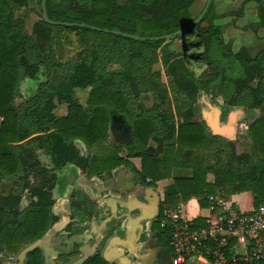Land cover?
<instances>
[{
    "label": "trees",
    "instance_id": "1",
    "mask_svg": "<svg viewBox=\"0 0 264 264\" xmlns=\"http://www.w3.org/2000/svg\"><path fill=\"white\" fill-rule=\"evenodd\" d=\"M28 1L0 0V190L2 178L13 183L6 194H0V254L16 256L26 245L42 240L50 225L58 220L52 212L56 206L52 195L55 177L33 161L35 154L26 147L33 143L51 155L56 168L74 164L88 177L111 172L122 165L131 167L145 181L149 179L151 187L165 188L164 201L171 209L192 199H199L200 206L205 207L207 197L217 192L224 195L251 192L256 207L264 201V48L254 57L234 54L241 73L224 75L219 81L230 86L231 93L225 96L227 106L259 111L258 118L248 125L251 140L248 153L238 155L232 144H224L222 138L208 134L203 123L192 121V111L175 123L173 114L143 113L141 109L131 126L133 138L128 143V154L121 158L120 147L107 145L109 125L114 117L126 120L130 112L125 96L126 80L132 87L145 91L155 87V83L136 81L145 75H139L135 63L137 58L145 59L146 48H160L165 40L135 41L89 28L51 26L42 19L33 26L32 36L22 37L13 26L9 10L23 8ZM196 1L47 0L46 5L48 17L53 21L156 37L175 33L196 20L204 9L192 16L190 7ZM253 1L264 15V0ZM39 7L41 10V0ZM213 11L212 1L203 19L188 26L184 34L178 36L184 46L189 47L191 60L186 56L185 48L165 59L169 74L179 78L178 88L194 102L199 90L206 88L193 79L192 66L202 63L204 57L209 58L214 40L222 43L220 28L210 23ZM23 25L24 18L21 27ZM53 30L76 33L86 50L74 60L59 82L43 86L48 93L39 105L40 111L32 112L26 107L19 113L13 106L19 79L28 76L27 71L37 67L35 63H48L51 74L63 69L54 49L60 40L54 38ZM194 33L197 36L189 39ZM29 46H32L30 50ZM192 46L194 50H190ZM28 53L33 55L35 63L29 61ZM43 55L48 59H43ZM111 62L120 63L123 71L105 73L104 67ZM87 88L90 91L86 109L78 103L75 89ZM55 98L69 104L66 116L57 118L52 113ZM156 116L162 117L161 129L155 125ZM152 139L163 143L161 151L152 153L148 147ZM81 147L91 151L92 156H82ZM174 169L191 170L192 176L175 177ZM38 177L42 181H38ZM25 193L30 201L28 208L22 211ZM160 217L165 226L159 237L170 246V220L163 217L162 209ZM193 226L204 227L205 221L197 218ZM26 259V264H44L37 248L29 252ZM83 264L106 262L100 257H92Z\"/></svg>",
    "mask_w": 264,
    "mask_h": 264
},
{
    "label": "rangeland",
    "instance_id": "2",
    "mask_svg": "<svg viewBox=\"0 0 264 264\" xmlns=\"http://www.w3.org/2000/svg\"><path fill=\"white\" fill-rule=\"evenodd\" d=\"M117 1L123 3L125 0ZM39 2L40 0H29L27 6L23 8L21 7L20 9L14 8L9 10L13 26L22 37L32 36L33 26L41 19ZM213 3L214 11L210 23L213 26L220 28L219 37L222 40V43L214 40L209 58L204 57L205 60L202 63L196 62L197 64H193L192 66L195 71L193 79L202 86L204 85L206 90L201 87L202 89L199 90L196 101L194 102L188 94H184L178 88L177 81L179 78L177 76H172L167 71L165 59L171 54H177L184 51V48L186 56L191 60V57L189 58L191 53V51L189 52V47H185L179 37L166 40L160 48H146L144 51L145 59L137 58L138 61L135 63V65L139 67V75L145 76L136 81L138 83L143 81L145 83H155V87L151 90L145 91L142 88L132 87L128 80H126L127 86L125 89V96L130 112L127 113L126 120L122 117H117L112 119L109 125L107 144L120 147V153H122L123 156H126L125 148L128 147L130 139H118L116 128H118L119 124H122L123 127H127L126 130L130 129L131 131L132 123L141 112V109L143 113L155 111L159 114L161 112L168 115L173 114L175 123H178V120L181 119V117L183 118L185 115L187 116V113L192 111L194 112L192 121L203 123L205 125V131L210 135H212L211 131L203 121V109L199 103L208 105V111L211 112L213 104L220 106L222 110V113H219L221 115L220 118L225 123L231 118V112L233 111L229 112V110H227L229 106L225 103V96L230 95L231 93L230 86L227 83L224 84L220 82L224 75L236 76L241 73L239 63L234 57V54L242 53L249 57H254L264 48V15L260 10V6L253 0H213ZM204 4L205 0H197L190 7L191 15H197L204 8ZM23 18L24 25L21 27V20ZM53 35L55 39L60 40L59 45H56L55 43L54 49L56 55L61 60L63 69L51 74L47 69L48 63L45 61L43 63H35L33 55H31V53L27 54L29 61L34 62V65L37 67L35 66L36 68H33L32 70L33 78H21L18 82L17 93L13 100V105L16 110H20L22 113L26 107H29L30 109L34 102L36 103V106L43 103V100H45L48 93L43 86L59 82L62 77L67 74V69L72 66L74 60L78 59L80 54L86 50L80 45V40L76 33L58 32L57 30H53ZM195 36H197L196 33L190 35L189 39H192ZM31 47L32 46H29L28 49L30 50ZM190 50H194V47L192 46ZM43 59H48V56L46 57L43 55ZM122 71L123 67L117 62H111L104 67L105 73H120ZM40 85L42 86L37 94ZM89 91L90 88L75 90V96L86 109ZM162 95H164V97H162ZM55 103H57V99L55 100ZM65 108L66 103H63L61 109L64 110ZM34 110H37V107H35ZM62 113L65 115V111H56L55 115L57 118H61L64 117L60 116ZM246 117L247 116L239 122V126H237V135L236 137H233L234 139L229 140L225 137L215 136L222 138L225 141L224 144H232L236 153H245L249 151L248 148L251 145V140L246 136L247 126L250 122ZM161 119V116H156L155 120V125L160 129L162 128ZM148 147L151 148L152 151H161L164 146L161 141L152 139ZM226 151L229 150L226 149ZM38 155H40V158L44 159L42 160V163L50 158V156L44 152H39ZM38 179L41 180L40 177H38ZM209 179H212V176H209ZM166 183L169 184V181ZM12 184L13 183L10 180L2 178L0 194H6V192L12 187ZM157 189L159 190L161 199H163L165 188L158 187ZM29 201L30 198L25 193L21 203L22 211L28 208ZM249 202L250 201L245 198V202L243 201L242 203L244 205L241 206V209L248 206ZM15 257L16 256L11 255L7 256L2 252L0 254V264H13L17 261L15 260Z\"/></svg>",
    "mask_w": 264,
    "mask_h": 264
},
{
    "label": "flooded vegetation",
    "instance_id": "3",
    "mask_svg": "<svg viewBox=\"0 0 264 264\" xmlns=\"http://www.w3.org/2000/svg\"><path fill=\"white\" fill-rule=\"evenodd\" d=\"M32 70L33 68L29 69L27 71L29 75L24 76L22 78L25 77L29 79L33 78ZM41 86L42 85H40V87L38 88L37 94L39 93ZM44 89L47 90V88ZM55 100L56 98L54 99V103ZM63 103L65 104L66 102H59L57 99V103H55V108L52 110V113L54 115L56 111L59 112L65 111V115L63 113H62L63 115L62 114L61 115L62 116L67 115L69 104L66 103V108L62 110L61 106H63ZM78 103L81 105L79 101ZM35 107H37V110H34ZM30 110L32 112L40 111V106L39 105L36 106V103L34 102L33 105L30 107ZM16 111L22 113L20 110H16ZM126 129H127L126 126L125 127L122 126L121 130L116 128L118 139L127 138L125 134V132L127 131ZM131 133H132L131 139L129 140V142L133 138L132 128H131ZM29 145L30 147L33 148H39L38 150H42L40 151L41 153L44 152L51 157V155L44 148L38 147L37 144L33 143ZM107 145L111 148L115 147V146H110L109 144ZM125 150L127 156L128 154L127 147L125 148ZM31 151L34 152L35 154L33 161L34 162L37 161L41 169H45L49 171V175L55 177V183H54L55 186L54 189L52 190V195L57 186L59 172L64 171L68 166H73L75 168L76 173L79 176L88 179L97 177L99 180L103 182V185L96 184L93 190L91 189L90 192L89 191L86 192L87 195H89V198L93 200L94 202L93 205L86 206L84 203H86L87 199H84L82 202L78 201L76 199V193H75L76 189L75 190L73 189V191L70 193L69 206H66L64 208L60 207V205L62 204L61 201L55 200L53 198L54 201L56 202V206L52 210V212L58 217V220L50 225L48 232L51 229H55V230H52L54 231V233H51L50 238L48 237L44 248L41 247L37 248L42 253L44 264H45V257H44L45 254L47 260L49 261V264H73L79 259H82L84 256H88V259L92 257H100L106 262V264H111L102 256L100 251H94V250L95 248L97 250V248L103 245V243L105 242V240L109 235V231L112 232L113 234H118L119 232H121L125 224H129L131 228H135L139 232L142 231L143 215L142 213H140L141 212L140 208L142 207L141 201H146V205L151 213L150 217L154 218L153 223L151 225L152 229L154 230L156 229V224L159 221V217L162 209V201L159 191L157 190V188L151 187L149 185L150 182L149 179L145 181L144 178L141 175H138L131 167H127L125 165L120 166L130 170L133 174V178L130 180V183L124 187H121L122 188L121 191L116 189L115 186L107 184V179L110 178L109 174L114 172V170L111 172L109 171L101 172L100 174H95L88 177L81 174L79 168L74 164H67L62 168H56L53 160L49 162V164L47 165L43 164L38 154L33 150ZM154 152L155 151H152V153ZM80 154L85 157L92 156L91 151H89L87 148H82V147L80 149ZM119 156L121 158H126V156H123L122 153H119ZM31 180H34V177H31ZM38 181H42V180L38 179ZM136 186H138L137 190L134 189ZM111 192L117 193L118 196L117 198H115L116 200L115 199L113 201L109 200L111 196L110 195ZM130 193H132V196L131 199H128L129 197L128 195ZM116 202L118 203L117 205H115ZM122 205L127 208L121 209ZM127 209L134 211L135 214L130 215L129 213L126 212ZM81 212L83 213L85 212L87 216L81 215ZM82 216H83L82 219L85 218L86 220H88V223L90 224L89 231L87 233L73 231V226L76 225L81 220ZM48 232L46 233V235L48 234ZM91 242H94L93 243L94 247L93 246L89 247V245H91L90 244ZM158 243L162 245V247L161 249L158 250L155 256L150 258L152 261L149 264H171L172 252L170 246L168 247L159 240ZM154 247L155 246H153L150 249H153ZM153 258L158 259L160 263L157 262V260L153 262L154 260ZM13 264H21V263L19 261H15Z\"/></svg>",
    "mask_w": 264,
    "mask_h": 264
},
{
    "label": "crops",
    "instance_id": "4",
    "mask_svg": "<svg viewBox=\"0 0 264 264\" xmlns=\"http://www.w3.org/2000/svg\"><path fill=\"white\" fill-rule=\"evenodd\" d=\"M235 108L242 114L240 121H242L243 118L247 116L246 118L249 119L250 121L249 124H250L259 116V111L257 110H248L244 107H239V106H236ZM0 122H1V119H0ZM246 132H247L246 136L249 138L248 126H247ZM26 147L27 149L35 151L37 154H39V152L42 151V150H38L39 148L30 147V145H27ZM248 149L250 151V147ZM249 151L245 153H248ZM236 154L240 155L243 153H236ZM38 156L40 158V155ZM49 159L51 160H45L43 164H46V165L49 164V162L52 161V158L50 157ZM40 160L42 162V160L44 159L40 158ZM109 175H110V178L107 179V184L115 186V188L118 190H121L122 189L121 187L128 185L130 183V180L133 178L132 172L124 167H120L114 170V172H112ZM173 175L175 177H191L192 171L187 170V169L186 170L174 169ZM96 184L103 185V182L99 180L97 177L88 179V178L79 176L76 173L75 168L73 166H68L64 171L59 172L58 174L57 186L53 192V198L55 200L61 201L62 204L60 205V207L64 208L66 206H69L70 193L73 191V189L74 190L76 189L75 193H76V199L78 201L82 202L84 199H87L86 203L84 204L86 206L93 205L94 203L93 200L89 198V195H87L86 192L87 191L90 192L91 189L93 190ZM69 188L71 191L69 190ZM134 189L137 190L138 186H136ZM216 194H222V197L224 199V203L226 206H232L233 208L239 209L241 211H249L256 207L254 204V196L251 192H242V193H237L234 195H224L221 192H217ZM110 195L111 196L109 200H112V201L118 196L117 193H114V192H111ZM128 196H129L128 199H131L132 193H130ZM245 198H247V200H249L250 202L248 203V206H246L244 209H241V206L244 205L242 203L243 201L245 202ZM117 204L118 203L116 202L115 205ZM141 204H142V207L140 208L141 210L140 213H142L143 215L142 216V222H143L142 231L139 232L137 231V229L131 228L129 224H125L121 232H119L118 234H113L112 232L109 231V235L107 239L105 240V242L103 243V245L97 248V250L95 248L94 251H100L102 256L109 263L111 264H149L152 261L150 258L155 256L158 250L161 249L162 245L158 243V240L162 242L161 238L159 237V233L162 227L165 226L164 225L165 222L161 217H159V221L156 224V229L155 230L152 229L151 225L153 223L154 218L150 217L151 213H150L149 208L146 205V201H141ZM122 208H127V207L122 205L121 209ZM178 209L182 211L183 217L189 221H193L197 218L205 219L210 216L208 200H207V206L205 207L200 206L199 199H192L186 204H181L178 207ZM126 212L129 213L130 215L135 214L134 211L128 210V209ZM81 215L87 216L85 212L84 213L81 212ZM83 216L81 217V220L76 225L73 226V231L83 232V233H87L89 231L90 224L88 223V220H86L85 218L82 219ZM52 230H55V229H51L48 232V234L45 236L46 240L48 239V237L49 238L51 237V233H54V231ZM46 240L44 242V246H45ZM93 243L94 242H91L90 243L91 245H89V247L90 246L94 247ZM31 244L32 243L26 245L24 248L30 246ZM153 246L155 247L153 249H150ZM167 246L169 247V245ZM18 254L16 255V257L18 256ZM156 260L158 259H154L153 262H155ZM25 261H24V264H25Z\"/></svg>",
    "mask_w": 264,
    "mask_h": 264
},
{
    "label": "built area",
    "instance_id": "5",
    "mask_svg": "<svg viewBox=\"0 0 264 264\" xmlns=\"http://www.w3.org/2000/svg\"><path fill=\"white\" fill-rule=\"evenodd\" d=\"M207 200L210 216L203 219L204 227L195 228L194 220L185 219L180 209H171L161 199L162 215L171 223V264L264 262V201L241 211L226 206L222 194Z\"/></svg>",
    "mask_w": 264,
    "mask_h": 264
},
{
    "label": "water",
    "instance_id": "6",
    "mask_svg": "<svg viewBox=\"0 0 264 264\" xmlns=\"http://www.w3.org/2000/svg\"><path fill=\"white\" fill-rule=\"evenodd\" d=\"M46 1L47 0H41V10H42L41 19L48 25H51V26H64V27L89 28V29L94 30V31L104 32V33L115 35V36H121L123 38L131 39V40H135V41H161V40H165L166 41V40H170V39H173L175 37L183 35L185 29L188 26L194 25V24H198L203 19V17L206 15V13H207V11H208V9H209V7H210V5H211L213 0H207L202 13L197 17L196 20L191 22L186 27H183L182 29H180L179 31H177L175 33L162 35V36H156V37H141V36H138V35L123 33V32H120V31H110V30L100 29V28H97V27H94V26H89V25H86V24L53 21V20H51L48 17ZM199 104L201 105V107L203 109V113H202L203 121L207 125V127L210 129L211 134L214 135V136H219V137H223V138L225 137V138H227L229 140L234 139L233 137H235V135H236L237 126H239L240 118L242 116L241 112L236 110L235 107L227 108V110H229V112H231V111H233V112H231V114H232L231 118L229 120H227L226 123H225L220 118L221 115L219 113H222V110H221L220 106H216V105L213 104L212 105V112H211V111H208L209 110V108L207 107L208 105H203V103H199ZM197 109H198V107H197ZM115 118H117V117H114V119ZM117 129L121 130L122 129V124H119ZM114 131H115V129H114ZM125 134L127 136V140L131 139V134L132 133H131L130 129H128L125 132ZM44 238L42 240H40V241H36V242L32 243L28 247L22 249L15 260L19 261L21 264L22 263L24 264V261L26 260L27 254L29 252L35 250L38 247L44 248V242L46 240V238H45V240H44ZM44 257H45V264H49V261L46 258V254L44 255ZM87 259H88V256H84L82 259H79L78 261H76L73 264H83ZM157 262L160 263L159 260H157Z\"/></svg>",
    "mask_w": 264,
    "mask_h": 264
}]
</instances>
